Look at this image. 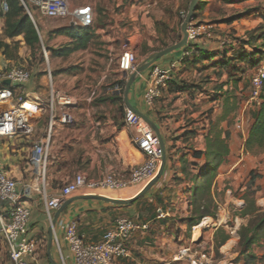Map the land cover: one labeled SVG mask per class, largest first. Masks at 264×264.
<instances>
[{
	"label": "crops",
	"instance_id": "crops-1",
	"mask_svg": "<svg viewBox=\"0 0 264 264\" xmlns=\"http://www.w3.org/2000/svg\"><path fill=\"white\" fill-rule=\"evenodd\" d=\"M144 11V5H133L128 16L132 21L139 22L138 25L147 24L146 30L148 29L150 35L156 36L158 32L154 25L149 24L150 18ZM2 13L0 10V40L12 44L13 41L20 39V43L25 45L23 36L9 38L4 35L5 17L1 15ZM251 17H256L259 21L243 26L245 23L250 24L248 20L254 19ZM251 17L244 20L236 17L230 22L226 18L210 20L215 22L216 27L220 25L218 21H224L221 22L225 23L224 26H219V30L238 31L240 38L230 41L231 43L227 45H224V39L227 38L224 32L216 29L209 36L190 42V53L186 51L187 47L180 48L156 61L155 64L162 68H169L172 64L175 66L171 79L163 88L153 108H147L144 102L146 82L138 76L131 85L128 93L129 103L159 126L166 147L167 162L164 173L146 196L130 204H116L103 199L80 197L97 194L130 199L141 189L137 187L122 190L98 189L90 193L81 189L65 201L69 203L61 211L55 224L53 220L58 209L49 216L46 199L58 196L63 186L72 181L77 174H83L89 179H98L106 174L126 177L132 166L145 160V155L134 142L136 129L125 124V111L129 108L125 99V90L129 77L120 68L119 71L122 72L120 78L110 79L102 76L95 81L82 82L79 78L81 71L71 66L72 64H61V69L55 71L53 87L56 97L53 117L47 105L49 102L47 98L51 94L50 81L53 78L50 80L47 73L39 76L32 71V77L19 86L18 92L25 99L42 106L40 116L36 117L34 132L32 134L19 132L14 136L0 137V164L17 180L21 201L31 212L28 236L38 242L36 252L28 256L32 264H75L65 239L68 224L77 220L79 233L87 241L98 242L120 216H127L142 223L147 222L149 227L132 233L128 240L130 255L122 258L119 264H190L189 260L174 259L179 251L176 248L179 242H186L183 247L190 246L188 202L179 206L182 196H190V178H187L182 171V158L186 156L190 164V159L196 160L192 156L193 150H205L204 138L211 125L209 122L204 128H198L194 123L199 112H190V93H193L199 85L200 91H206L204 94L207 99L221 98L229 91V87L236 88L243 95L247 94V91L250 92L251 75L257 66L246 69L247 63L239 59L238 53L240 51L251 53L254 52V48L250 45L243 46L239 40L264 25V12L252 13ZM239 20L241 22H238ZM206 26L210 27V25ZM140 30L134 27L127 38L130 41L134 40L137 48L148 43L145 40L146 35ZM241 32L246 35L241 36L239 34ZM104 33V30L97 28V36L103 35L104 38ZM223 35L226 38L224 37L221 43L220 39ZM67 39L68 43L70 39L68 37ZM260 42L262 41L259 40L258 44ZM196 47L203 51L202 57H197V52L194 51ZM156 52L155 50L147 52L140 59L138 66L145 64ZM187 53L190 54V61L184 63ZM17 54L21 55L20 52ZM233 57L236 58L232 63L244 67L243 72L238 73L232 70V67L224 65L226 60ZM14 60L17 59L7 58L0 51V68L15 65ZM150 71L151 67L144 73L148 74ZM200 79L212 82L216 88L212 90L204 88L205 83L199 84ZM123 82L126 83L125 89L122 92L114 91V88L123 85ZM202 96L203 94L199 98L201 99ZM27 104L30 105L28 102ZM245 106L250 110L249 117H252V122L247 128L244 127L245 132H241L242 134L230 128L229 156L233 154V146L237 144L239 138L243 141L244 149L245 139L255 121L253 113L257 107L248 105L247 101ZM120 107L124 116L118 114ZM102 111L107 115L100 116ZM64 113L72 116L70 122L62 120ZM208 116L210 119L204 121L214 120L212 115L208 114ZM243 116L244 112L239 120L244 122ZM188 119L190 125L186 122ZM38 142L48 143L49 158L45 177L39 175L38 168L31 162L34 146ZM198 160L202 161L203 166L205 165V157ZM223 165L220 166L219 171L223 169ZM183 185L186 187L185 191ZM113 191L116 193L114 194ZM157 195L161 197L162 204L167 205L169 214L166 217H158V209L162 204H158ZM8 210L9 205L0 200V264H15L11 260L10 248L3 232V227L8 221ZM183 227L188 230V236H185Z\"/></svg>",
	"mask_w": 264,
	"mask_h": 264
},
{
	"label": "rangeland",
	"instance_id": "rangeland-1",
	"mask_svg": "<svg viewBox=\"0 0 264 264\" xmlns=\"http://www.w3.org/2000/svg\"><path fill=\"white\" fill-rule=\"evenodd\" d=\"M2 1L0 0V4ZM67 2L71 9L79 6H90L94 13L93 25L104 30L105 37L102 38L103 35L96 36L87 49H79L68 56H52L50 48H60L66 45L68 40L65 35L58 34L57 31L71 24L68 19L46 17L30 5L31 16L41 34L40 45L37 49L33 50L26 42L25 45H22L20 39L16 40L18 41L16 51L20 52L21 55H19L17 60L13 61V64L29 68L36 74L38 73L39 76L46 74L50 68L53 85L56 76L55 71L61 69V64H72L71 66L81 71L79 78L82 82L95 81L102 76L110 79L120 78L122 72L119 71L118 67L119 53L123 49L129 32L134 27H137L147 37L145 40L148 43L146 45L142 44L139 48L136 47V42L131 40L138 64L147 52L161 50L181 39V27L185 18L183 14H187L191 0H67ZM133 5L145 6L144 12H147L146 16L150 18L149 24L154 25V28L158 32L156 36L150 35L148 29L146 30L147 24L138 25L139 22L132 21L131 17L128 16ZM204 7L203 10H198L199 12L195 11L196 17L193 18L191 23L210 25V33L215 32L217 29L219 32H224L226 37L229 36L230 41H235L240 38L237 34L238 31L219 30V26H224L225 23H221L224 21H218L217 23L220 25H217V27L215 26V22L211 21L226 18L230 22L235 17L241 20L247 19L252 16V13L264 12V0H244L236 2L233 5H228L223 0H207L204 3ZM251 18L254 19L248 20L250 24L245 23L243 26L252 25L256 20L259 21L256 17ZM238 22L241 21L239 20ZM239 34L241 36L246 35V33L243 35L242 32ZM224 35L220 39L221 43L225 37ZM198 81L199 84L204 82L205 85L203 87L206 89L212 90L216 88L212 82L204 81L203 79ZM200 88L201 86L199 85L193 93H190L189 105L190 112H199L194 121L198 128H204V125L211 122L204 121L210 119L208 114L212 115L214 121H220L219 128L222 127L223 130L231 128L232 131L239 134L242 133L238 127V121L242 118L243 112L244 127L247 128L251 124L252 117H249L250 110L248 107L246 109L245 106V102L250 95L249 91L243 95L236 88L229 87L228 93L221 98L207 99L204 94L206 91H200ZM201 94L203 96L200 99ZM50 96L47 98L48 101ZM118 112L120 116H124L121 107ZM226 113H228L227 116ZM106 115L105 111H102V114H100V116ZM224 116L226 117L225 119ZM186 122L190 125V119L186 120ZM204 143H206L205 140ZM242 145L243 141L239 138L237 144L233 146V154L223 163V169L219 171L214 181L211 197L208 192L204 195L206 203H209V209L216 214V218L204 217L199 225L194 226L190 230L192 253L197 257L202 253L207 254L210 258V264H245V259L241 254L239 245V230L250 219V217H242L240 215V211L245 207L244 193L248 187L251 186V189L255 190L256 205L264 211V152L258 154L246 153ZM191 162L196 163L192 164ZM201 162L198 159H190V179L200 172V168L203 167ZM201 182L202 179L198 180L196 184H200ZM194 187L195 183L190 180V196ZM183 190L185 191L186 187ZM113 192L114 194L116 193V191ZM188 199L187 195L186 197L182 196L179 206L187 203ZM219 227H222L229 234L230 238L222 246L216 247L214 237ZM185 231L186 229L183 227L185 236H188V230ZM221 236L222 234H219V238ZM183 245H186V242H179L176 246L177 250L181 249ZM252 252L258 257L255 264H264V238L260 243L252 247ZM190 264L192 263L190 262Z\"/></svg>",
	"mask_w": 264,
	"mask_h": 264
},
{
	"label": "built area",
	"instance_id": "built-area-1",
	"mask_svg": "<svg viewBox=\"0 0 264 264\" xmlns=\"http://www.w3.org/2000/svg\"><path fill=\"white\" fill-rule=\"evenodd\" d=\"M29 14L30 5L35 7L41 14L49 18L68 19L74 26H88L93 23L94 13L90 6H79L71 9L67 0H20ZM1 11L6 13L8 4L6 0L1 2ZM186 14H183L185 17ZM189 43L203 36H209L210 30L206 25L190 23L188 26ZM230 38L224 39V44L229 43ZM136 53L132 48L131 41L126 39L121 55L119 57V68L127 74L134 73L138 69ZM172 64L169 68H162L157 64L151 66L148 74L139 73L147 84L144 102L147 108L155 106L157 98L161 95L163 88L172 77ZM52 79V71H47ZM32 70L21 65H13L0 68V137H10L23 132L32 134L36 117L40 116L42 106L36 102L28 101L18 92L19 86L30 80ZM128 79V78H127ZM6 80L11 84L7 85ZM264 85V62L256 67L251 75V89L247 100L248 105L260 106L261 94ZM124 86H116L114 91L122 92ZM51 80V96L48 108L52 117L55 110V97ZM30 107H26V103ZM68 103V101H65ZM64 122H70L72 116L63 114ZM125 124L136 129L134 142L144 153L145 160L132 166L128 176L119 177L115 174H106L98 179H89L83 174H77L68 182L58 196L46 199V210L51 216L52 212L59 209L65 201L78 190L94 192L98 189L122 190L128 187L143 189L159 172L166 150L161 145L160 137L152 126L137 112L130 108L125 111ZM241 132L244 131V122L238 121ZM49 158L48 143L38 142L34 146L31 162L38 168L40 176L45 177ZM0 200L9 205L7 212L8 221L3 227L6 241L10 248V257L15 264H32L28 256L33 255L38 246L35 238L28 236V224L30 209L21 201L18 192V182L10 176L6 169L0 164ZM169 214L167 205L162 204L158 209V217L163 218ZM149 224L142 223L127 216L118 217L114 225L105 232L103 238L98 242H90L78 231V221H71L65 231V239L73 254L75 264H119L122 258L130 255L128 240L132 233L139 229H147ZM175 260H189L192 264H210V258L202 253L195 256L190 246L179 249Z\"/></svg>",
	"mask_w": 264,
	"mask_h": 264
},
{
	"label": "trees",
	"instance_id": "trees-1",
	"mask_svg": "<svg viewBox=\"0 0 264 264\" xmlns=\"http://www.w3.org/2000/svg\"><path fill=\"white\" fill-rule=\"evenodd\" d=\"M206 1L207 0H199L196 10H202ZM223 1L225 3H234L236 1L243 0ZM6 2L8 4V10L6 13L1 14L3 17H5L4 35L9 38L23 36L26 44L31 49H37L40 45L41 34L33 17L27 12V9L20 0H6ZM195 17L196 13L194 14V18ZM97 28L98 27L93 25V23L88 26L68 25L61 28L57 31V33L67 36L70 41L60 48H50L52 56L63 57L68 56L79 49H87L97 36ZM259 40L262 42L258 44ZM239 41L243 46L250 45L254 48V52L251 53L246 51H240L238 53L239 59L247 63L245 66L246 69L258 66L264 61V25L252 30L250 33H248L246 38ZM17 44L18 41H13L12 44H8L7 42L0 40V51H2V53L7 58L17 59L19 57L16 51ZM190 46L191 44L186 46V51L189 53ZM194 51L197 52V57H202L203 51L200 48L196 47ZM235 58L236 57L226 60V64L224 65L227 67H232V70L238 73L243 72L244 67H239L238 64L232 63V60ZM189 61L190 54L187 53L185 55L184 63ZM123 86L125 89L126 83L123 82ZM261 99L262 103L253 113L255 121L251 126L248 136L244 142V150L246 153L258 154L264 152V85ZM227 115L228 113H226V116ZM225 118L226 117L224 116V119ZM219 122V120L211 121L209 132L205 137V150H193L192 153V156L195 159L205 157L206 162L205 165L200 168V172L190 179L193 183H195V187L193 188L191 196H189L188 199V209L190 213L187 219L189 221L190 230H192L194 226L199 225L202 218L204 217H212L214 219L216 218V214L209 209V203H206L207 201H205L204 195L206 192H208L211 197L213 184L219 173V168L223 163L226 162L231 151L230 129L226 128L223 130L222 127L219 128ZM182 162V171L186 174L187 178H190L189 165L196 162H191L189 164L186 156L182 158ZM200 179H202V182L200 184H196V182H198ZM145 196L146 194L140 196L133 202L140 201ZM156 200L159 205L163 203L161 197L158 195L156 196ZM244 202L245 207L240 211V215L242 217H250V219L248 223L243 224L239 230V245L241 248V254L245 259V264H255L258 257L252 252V247L260 243V241L264 238V211L257 207L255 190H252L251 186L248 187L244 193ZM219 234H222L221 238H219ZM229 238V234L226 233L222 227H219L215 232V246H222Z\"/></svg>",
	"mask_w": 264,
	"mask_h": 264
},
{
	"label": "water",
	"instance_id": "water-1",
	"mask_svg": "<svg viewBox=\"0 0 264 264\" xmlns=\"http://www.w3.org/2000/svg\"><path fill=\"white\" fill-rule=\"evenodd\" d=\"M198 2L199 0H191L190 5H189V9L187 12V15L182 23V35H181V39L174 43L173 45H170L162 50L157 51L156 53H154L149 60L143 64L142 66H139L137 71L130 74L129 78H128V83H127V87L125 90V99H126V103L128 105V107L132 110H134L135 112H137L138 114H140L154 129V131L158 134V136L160 137V141H161V145L164 148V150H166L165 147V143L164 140L161 136V132H160V128L159 126L153 121L151 120L146 114H144L143 112H141L140 110L134 108L128 101V93L130 90L131 85L133 84L134 80L138 77L139 73L144 72L147 68L151 67L153 64L156 63V61H158L160 58L164 57L165 55L180 49V48H184L188 45L189 43V34H188V26L191 23V21L194 18V14L195 11L198 7ZM31 15V14H30ZM73 25V24H71ZM5 83L7 85L11 84L10 80H6ZM166 162H167V156L166 154L163 157L162 160V164L161 167L159 169V172L157 173V175L155 176V178H153L136 196L130 198V199H120V198H112V197H108V196H103V195H97V194H89V195H84L81 196L80 198H97V199H103L106 201H110L116 204H130L132 203L134 200H136L137 198H139L140 196L146 194L162 177L164 170H165V166H166ZM69 203V201L65 202L61 208L58 209L57 215L55 217V219L53 220V224L56 223L59 214L61 213V211L67 206V204Z\"/></svg>",
	"mask_w": 264,
	"mask_h": 264
},
{
	"label": "bare ground",
	"instance_id": "bare-ground-1",
	"mask_svg": "<svg viewBox=\"0 0 264 264\" xmlns=\"http://www.w3.org/2000/svg\"><path fill=\"white\" fill-rule=\"evenodd\" d=\"M28 103H29V102H28ZM26 107H30V105L26 103ZM206 218H208V217H206ZM208 220H209V219H208ZM204 223H205V222H204ZM204 223H203V224H204Z\"/></svg>",
	"mask_w": 264,
	"mask_h": 264
}]
</instances>
